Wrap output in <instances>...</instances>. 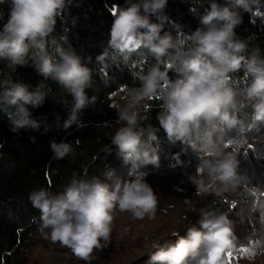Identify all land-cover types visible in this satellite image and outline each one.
I'll return each mask as SVG.
<instances>
[{
    "label": "clouds",
    "instance_id": "clouds-1",
    "mask_svg": "<svg viewBox=\"0 0 264 264\" xmlns=\"http://www.w3.org/2000/svg\"><path fill=\"white\" fill-rule=\"evenodd\" d=\"M70 2L10 0L7 20L0 27V60H7L13 72L31 61L38 75L55 81L71 96V110L62 123L64 129L72 125L79 128L81 110L96 101L87 92L92 87V69L71 46H66L67 42L52 38L57 17ZM258 2L227 0L221 4L207 0L209 7L200 16V26L188 35L191 47L186 50L181 47L184 42L178 44L169 32L161 34L168 20V0H125V6L119 7L109 28L107 47L96 60H106L109 50L126 57L143 48L155 61L139 76L140 87L126 89L127 102L117 115L121 126L111 138L123 162L130 164L132 178L121 181L112 169L104 174L105 180L73 173L62 191L40 188L30 192L28 198L40 212L39 228L48 230L46 235L53 243L58 242L88 261L94 250L108 247L114 210L129 212L137 220L155 216L157 194L146 180L148 173L139 169L148 164L159 166V141L156 128L141 126L147 117L139 108L158 94L162 81L167 87L160 96V128L169 141H180L195 152L206 153L197 164V175L189 176L197 194L208 192L217 181L236 178L237 154L225 151L218 141L223 133L241 124L237 113L242 105L230 83V73L241 67L250 77L243 95L250 102L252 120L264 122V55L258 47L248 51L247 40L235 32L242 22L241 12L251 11ZM152 16L157 22L152 21ZM166 60L177 65L179 76L174 81L168 78L170 64ZM48 96L43 83L33 87L23 81L0 79V112L6 114L10 131L39 130L41 124L33 118L31 109L43 105ZM50 149L53 159L74 153L73 143L64 140L50 141ZM173 236L175 241L152 244L150 261L226 264L223 254L235 246L231 220L226 213L213 209L201 210L196 224L183 235Z\"/></svg>",
    "mask_w": 264,
    "mask_h": 264
},
{
    "label": "trees",
    "instance_id": "trees-1",
    "mask_svg": "<svg viewBox=\"0 0 264 264\" xmlns=\"http://www.w3.org/2000/svg\"><path fill=\"white\" fill-rule=\"evenodd\" d=\"M120 6H125V0H71L57 17L52 38L67 42L66 46L92 69V87L87 92L96 101L81 110L79 128L62 127L71 110V96L66 90L53 80H44L31 61L13 72L7 60H0V79L23 81L33 87L43 83L49 95L43 105L31 109L41 124L39 130L13 133L6 114L0 112V264H159L150 261L152 244L175 241L173 233L183 235L196 224L200 211L209 209L226 213L232 222L235 246L223 254L226 264H264V122L252 120L250 102L243 95L250 77L243 67L230 73V83L242 105L237 113L241 124L223 133L218 141L225 151L237 154L234 180L217 181L208 192L197 194L189 176L197 175V164L206 153L195 152L180 141H169L160 128V96L167 87L162 81L158 94L139 108L147 117L141 126L156 128L159 141V166L148 164L139 169L148 173L146 180L157 194L155 216L137 220L129 212L114 210L108 247L94 250L88 261L53 243L47 229L40 230V212L32 206L30 192L40 188L62 191L73 173L105 180L104 174L112 169L121 181L132 178L130 164L123 162L111 138L121 126L117 115L127 102L126 89L140 87L139 76L155 61L143 48L126 57L109 50L106 60H96L107 47L109 28ZM9 7L10 0H0V27L7 20ZM208 7L207 0H168V20L161 34L169 32L178 44L184 42L182 48H190L188 35L200 26V16ZM241 15L242 22L235 28L237 36L247 40L248 51L258 47L264 55V0ZM151 19L157 22L155 16ZM166 63L171 65L168 78L174 81L179 76L177 65L169 60ZM52 140L73 143L74 153L53 159ZM200 175L207 180L203 173Z\"/></svg>",
    "mask_w": 264,
    "mask_h": 264
},
{
    "label": "snow or ice",
    "instance_id": "snow-or-ice-1",
    "mask_svg": "<svg viewBox=\"0 0 264 264\" xmlns=\"http://www.w3.org/2000/svg\"><path fill=\"white\" fill-rule=\"evenodd\" d=\"M168 67H171V65H169ZM235 205L233 204V207H234ZM262 216H264V214H262ZM258 243V242H257ZM244 251H248V249H243ZM229 255H231V253H229Z\"/></svg>",
    "mask_w": 264,
    "mask_h": 264
}]
</instances>
